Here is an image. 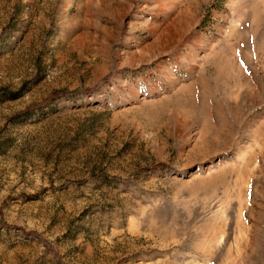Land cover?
<instances>
[{
  "label": "rangeland",
  "instance_id": "374dc122",
  "mask_svg": "<svg viewBox=\"0 0 264 264\" xmlns=\"http://www.w3.org/2000/svg\"><path fill=\"white\" fill-rule=\"evenodd\" d=\"M0 264H264V0H0Z\"/></svg>",
  "mask_w": 264,
  "mask_h": 264
}]
</instances>
